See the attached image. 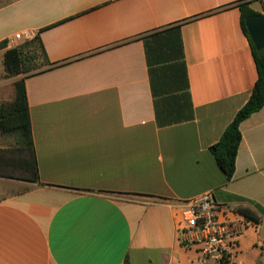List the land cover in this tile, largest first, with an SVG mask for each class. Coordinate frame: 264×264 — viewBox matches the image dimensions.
Listing matches in <instances>:
<instances>
[{
	"label": "crops",
	"instance_id": "crops-1",
	"mask_svg": "<svg viewBox=\"0 0 264 264\" xmlns=\"http://www.w3.org/2000/svg\"><path fill=\"white\" fill-rule=\"evenodd\" d=\"M245 2L264 14V0H0L1 101L18 79L1 80L10 37L39 36L51 63L26 80L42 184L0 178V264H200L179 206L206 193L259 214L220 220L242 233L235 264H262L264 108L241 124L232 181L210 150L258 79ZM178 23L194 119L160 126L174 78L151 74L144 37Z\"/></svg>",
	"mask_w": 264,
	"mask_h": 264
},
{
	"label": "trees",
	"instance_id": "trees-1",
	"mask_svg": "<svg viewBox=\"0 0 264 264\" xmlns=\"http://www.w3.org/2000/svg\"><path fill=\"white\" fill-rule=\"evenodd\" d=\"M240 9L242 28L250 39L246 22L249 17L258 14L248 7L247 2L241 3ZM181 25L182 23H178L144 37L151 74L156 67L158 71L174 78L175 88L169 89L174 95L166 96L167 109L161 112L157 109L160 126L180 124L194 119ZM250 43L258 79L247 103L237 112L220 140L210 147L219 169L225 174L228 182L232 181L236 172V161L242 142L241 124L264 108V53L255 47L251 39ZM3 65L5 78L18 79L14 82V99L7 103L0 99V137L13 141L11 148L0 150V166L24 171L25 176L22 180L31 184H42L26 89V80L29 77L44 72L51 65L40 37L36 36L17 47L9 48L4 54ZM152 81L153 92L157 94L154 79ZM0 177L15 179L12 174L0 173ZM146 197L163 199L149 195ZM239 211L249 219L260 220L259 214L253 209L242 208Z\"/></svg>",
	"mask_w": 264,
	"mask_h": 264
},
{
	"label": "built area",
	"instance_id": "built-area-1",
	"mask_svg": "<svg viewBox=\"0 0 264 264\" xmlns=\"http://www.w3.org/2000/svg\"><path fill=\"white\" fill-rule=\"evenodd\" d=\"M27 40L29 37L18 33L8 39L7 45L14 48ZM179 208V237L184 245L198 250L200 264H235L242 233L237 223L221 221V215L234 213L246 229L257 227L254 220L245 217L239 210L218 205L211 193L186 201ZM259 249L264 264V241L259 243Z\"/></svg>",
	"mask_w": 264,
	"mask_h": 264
},
{
	"label": "water",
	"instance_id": "water-1",
	"mask_svg": "<svg viewBox=\"0 0 264 264\" xmlns=\"http://www.w3.org/2000/svg\"><path fill=\"white\" fill-rule=\"evenodd\" d=\"M246 24L251 41L264 53V14L249 17Z\"/></svg>",
	"mask_w": 264,
	"mask_h": 264
},
{
	"label": "rangeland",
	"instance_id": "rangeland-1",
	"mask_svg": "<svg viewBox=\"0 0 264 264\" xmlns=\"http://www.w3.org/2000/svg\"><path fill=\"white\" fill-rule=\"evenodd\" d=\"M1 69V68H0ZM5 75V74H4ZM4 75L1 77V80H3V79H11V78H5L4 77ZM0 173L1 174H3V175H13V177H15V179H10V178H6V177H0V178H4V179H9V180H15V181H19V182H26V181H24V180H22V177L23 176H25V172L24 171H21V170H15V169H12V168H9V167H7V168H4V167H2V166H0ZM6 180H3V181H6ZM3 183H7V182H3ZM27 183H29V182H27ZM27 183H24V184H22V185H20V187H22V189L23 188H26V187H28V185L29 184H27ZM8 186H6L5 184H2V185H0V188H2V189H6ZM11 188H12V186H11ZM14 189V188H13ZM16 189V188H15ZM14 189V190H15ZM21 189V188H20ZM15 192V191H14ZM1 196V195H0Z\"/></svg>",
	"mask_w": 264,
	"mask_h": 264
}]
</instances>
